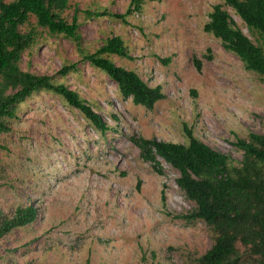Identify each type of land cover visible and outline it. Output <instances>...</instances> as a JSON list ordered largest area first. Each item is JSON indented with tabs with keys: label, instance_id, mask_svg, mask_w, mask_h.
I'll return each instance as SVG.
<instances>
[{
	"label": "rangeland",
	"instance_id": "1",
	"mask_svg": "<svg viewBox=\"0 0 264 264\" xmlns=\"http://www.w3.org/2000/svg\"><path fill=\"white\" fill-rule=\"evenodd\" d=\"M130 1L69 0L64 17L70 22L77 16L79 43L38 29L22 55L23 71L65 84L109 130L98 133L50 92L19 106L9 132L0 136V210L33 204L38 216L0 241V264H186L188 254L212 245L203 223L175 219L193 207L176 184L178 172L159 158L158 173L130 138L185 144L186 125L238 164L242 153L232 144L264 133V79L203 31L222 0H145L140 11L125 15ZM227 10L264 49V38ZM111 36L123 40L130 58H109L161 86L165 99L153 109L123 99L105 74L81 60L80 50L93 53ZM72 64L75 71L57 76Z\"/></svg>",
	"mask_w": 264,
	"mask_h": 264
},
{
	"label": "trees",
	"instance_id": "2",
	"mask_svg": "<svg viewBox=\"0 0 264 264\" xmlns=\"http://www.w3.org/2000/svg\"><path fill=\"white\" fill-rule=\"evenodd\" d=\"M144 1L131 0L125 15L140 11ZM222 1L212 7L203 31L219 39L223 50L234 54L246 71L264 79V49L242 32L227 10L230 8L248 31L264 38V0ZM69 9V0H0V136L9 132L19 106L40 92L57 95L98 133L109 130L101 116L65 84L56 82L53 76L35 75L20 67L22 55L35 43L38 29L79 43L77 16L74 14L70 22L64 17ZM103 15L96 13L97 17ZM124 16L116 17L124 20ZM79 53L83 62L116 85L123 99L146 110L165 99L161 86L148 85L135 71L117 66L109 58H130L119 36L107 38L93 53ZM194 64L200 71V61ZM76 66H64L57 76L65 77ZM183 127L185 144L143 137H131L130 141L139 150L141 160L153 164L158 173L162 172L159 158L178 172L176 184L193 207L175 219L187 224L203 223L211 235V247L195 256L188 254L186 264H264V133H249L237 139L232 145L242 153V159L233 164L227 155L200 141L186 125ZM37 216L33 204L18 206L12 213L0 210V241L32 225Z\"/></svg>",
	"mask_w": 264,
	"mask_h": 264
}]
</instances>
